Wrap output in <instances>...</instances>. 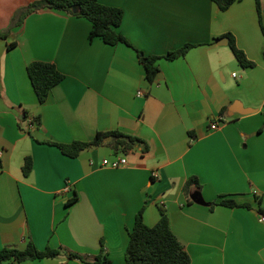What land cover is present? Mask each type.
Here are the masks:
<instances>
[{
    "label": "crops",
    "instance_id": "obj_1",
    "mask_svg": "<svg viewBox=\"0 0 264 264\" xmlns=\"http://www.w3.org/2000/svg\"><path fill=\"white\" fill-rule=\"evenodd\" d=\"M37 1L0 0V250L33 242L63 254L21 264H92L104 248L112 264H126L137 214L144 209L154 227L162 207L191 264H264V0L261 15L255 0L227 11L211 0H100L124 12L119 31L130 45L117 46L91 41L92 24L65 12L21 21ZM227 35L253 68L241 66ZM185 45L195 47L165 58ZM138 51L160 57L154 83ZM33 62L65 75L44 104L28 75ZM110 131L149 149L100 147L73 159L46 144ZM123 156L125 167L104 166ZM191 177L202 188H192L190 204L183 188ZM223 200L239 207L212 209Z\"/></svg>",
    "mask_w": 264,
    "mask_h": 264
},
{
    "label": "trees",
    "instance_id": "obj_2",
    "mask_svg": "<svg viewBox=\"0 0 264 264\" xmlns=\"http://www.w3.org/2000/svg\"><path fill=\"white\" fill-rule=\"evenodd\" d=\"M219 6L222 11H227L233 4L242 0H211ZM257 11L261 15V2L255 0ZM41 10H54L65 12L77 18L87 19L92 24L90 40L100 38L110 46L119 44L130 45L125 36L119 31L124 18L123 10L115 7L103 5L100 0H42L31 4L23 10L22 19ZM264 35V24L261 25ZM4 37V35H0ZM229 46L233 51L238 62L244 68H253L255 64L248 60L243 51L238 49L236 42L231 35ZM194 45H185L179 50L169 53L165 58L175 60L186 56L193 49ZM139 58L143 64L150 83H154L160 69L157 65L160 57L145 56L139 52ZM28 75L37 95L40 104H44L51 91L59 85L65 75L61 73L53 63L33 62L28 68ZM40 117L37 122L40 124ZM46 144L55 146L69 158H77L82 152L94 148L107 147L117 154L129 155L136 150L148 151V145L142 139L123 134L119 131H110L98 133L96 137L89 142L75 141L70 144H60L53 141H47ZM33 171V159L27 157L23 167V173L28 176ZM193 187L201 189L202 186L197 177H191L184 185L183 191L187 201L191 204L190 193ZM78 199L77 196L69 202L72 204ZM217 205L227 207H239L232 200H223L220 203H213L212 209ZM161 218L154 227H149L144 221V209L136 217L133 230L130 232V240L126 251V264H191V258L182 242L176 237L171 228V221L166 209L160 208ZM63 254V250L47 248L44 251L39 250L33 242H29L24 250L6 247L0 250V264L24 263L26 261L57 259ZM69 259H78L82 262H89L85 257L69 253ZM92 264H112L102 249L101 254L92 262Z\"/></svg>",
    "mask_w": 264,
    "mask_h": 264
},
{
    "label": "built area",
    "instance_id": "obj_3",
    "mask_svg": "<svg viewBox=\"0 0 264 264\" xmlns=\"http://www.w3.org/2000/svg\"><path fill=\"white\" fill-rule=\"evenodd\" d=\"M234 77H236V75H234ZM137 96L142 97V96H144V94L142 92H138ZM223 124H224V119L221 117L216 122L212 123L211 130L217 131L220 128V126ZM127 164H128V162H127L126 156L118 158L115 161H112L110 163L104 162V166L110 167L112 169H120V168L125 167ZM67 190H69V188H67ZM261 222L264 223V215L261 217Z\"/></svg>",
    "mask_w": 264,
    "mask_h": 264
},
{
    "label": "water",
    "instance_id": "obj_4",
    "mask_svg": "<svg viewBox=\"0 0 264 264\" xmlns=\"http://www.w3.org/2000/svg\"><path fill=\"white\" fill-rule=\"evenodd\" d=\"M219 42H220V43H222V42L227 43V40H224V41L221 40V41H219Z\"/></svg>",
    "mask_w": 264,
    "mask_h": 264
}]
</instances>
